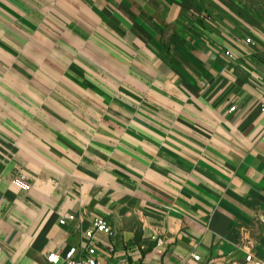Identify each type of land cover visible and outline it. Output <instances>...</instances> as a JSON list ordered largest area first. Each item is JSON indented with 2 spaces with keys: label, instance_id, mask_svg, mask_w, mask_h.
I'll return each instance as SVG.
<instances>
[{
  "label": "crops",
  "instance_id": "obj_1",
  "mask_svg": "<svg viewBox=\"0 0 264 264\" xmlns=\"http://www.w3.org/2000/svg\"><path fill=\"white\" fill-rule=\"evenodd\" d=\"M263 104L264 1L0 0V264L264 263Z\"/></svg>",
  "mask_w": 264,
  "mask_h": 264
},
{
  "label": "built area",
  "instance_id": "obj_2",
  "mask_svg": "<svg viewBox=\"0 0 264 264\" xmlns=\"http://www.w3.org/2000/svg\"><path fill=\"white\" fill-rule=\"evenodd\" d=\"M247 43L253 44L255 43L252 37H248L246 39ZM225 55L229 58H233L234 54L231 50H226ZM262 109L264 110V104L262 105ZM231 110H236V106L233 105L231 107ZM13 184L17 186L18 188L24 189V190H30L31 184L29 183V178L27 174L23 172H19L16 174L13 178ZM75 217L73 215H70L67 217V219L73 220ZM66 221V218H63L60 220V223L64 224ZM264 221V219H263ZM100 234H105L108 236H112L114 234L113 229L109 222L103 218V217H96L92 223V226L85 232V238H86V248L88 251L87 256L83 258H75L74 256V250L69 252V254L66 256L65 264H104L99 261L97 257V249L99 247V242L97 239V236ZM195 260H200L199 255L194 256ZM47 260L50 262V264H57L60 260V255L53 252L48 254ZM233 264H264L263 262L256 260L252 254H247L244 262H234Z\"/></svg>",
  "mask_w": 264,
  "mask_h": 264
},
{
  "label": "rangeland",
  "instance_id": "obj_3",
  "mask_svg": "<svg viewBox=\"0 0 264 264\" xmlns=\"http://www.w3.org/2000/svg\"><path fill=\"white\" fill-rule=\"evenodd\" d=\"M256 1H257V3H258V2H262V1H264V0H256Z\"/></svg>",
  "mask_w": 264,
  "mask_h": 264
}]
</instances>
